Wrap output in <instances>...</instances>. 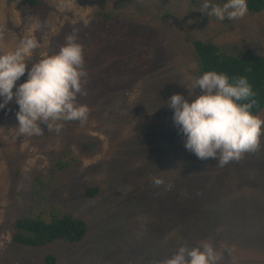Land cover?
<instances>
[{
  "label": "rangeland",
  "instance_id": "obj_1",
  "mask_svg": "<svg viewBox=\"0 0 264 264\" xmlns=\"http://www.w3.org/2000/svg\"><path fill=\"white\" fill-rule=\"evenodd\" d=\"M41 1L40 9L0 0V53L15 47L29 18L43 25L29 68L39 51L54 54L77 28L88 72L87 95L78 102L90 113L72 131L96 144L84 150L44 123L41 135L20 136L15 97L0 110V264H45L49 251L62 264H158L178 244L204 240L221 248L222 264H264V139L224 167L215 158L198 159L166 103L176 93L193 98L184 85L200 73L192 40L264 55V11L221 22L201 10L203 0ZM26 79L27 73L17 85ZM106 81H114L108 98L100 89ZM68 151L78 161L60 170L58 159ZM37 175L45 189H34ZM153 176L165 185L155 186ZM93 184L103 192L88 199L83 187ZM29 204L35 214L57 206L83 217L86 238L40 248L13 244L11 222Z\"/></svg>",
  "mask_w": 264,
  "mask_h": 264
},
{
  "label": "clouds",
  "instance_id": "obj_2",
  "mask_svg": "<svg viewBox=\"0 0 264 264\" xmlns=\"http://www.w3.org/2000/svg\"><path fill=\"white\" fill-rule=\"evenodd\" d=\"M201 10L221 22L236 21L248 14V0H203ZM29 23L31 27L15 47L0 53V110L15 97L19 106V127L15 130L20 136L41 135V123L59 133L65 122H87L90 109L78 102L79 96L87 95L84 85L88 77L79 30L73 28L54 54L39 51L40 59L29 68V60L42 47L35 33L43 27L38 18H29ZM26 73L27 79L17 85ZM184 85L193 98L176 93L166 103L173 110V123L184 136L188 151L201 160L215 158L224 167L260 148L264 118L252 111L257 93L247 76L207 70L195 75L190 85ZM151 180L157 187L166 183L160 176ZM167 187L170 189L172 184ZM223 258L221 248L204 240L195 246L178 244L158 264H222Z\"/></svg>",
  "mask_w": 264,
  "mask_h": 264
},
{
  "label": "trees",
  "instance_id": "obj_3",
  "mask_svg": "<svg viewBox=\"0 0 264 264\" xmlns=\"http://www.w3.org/2000/svg\"><path fill=\"white\" fill-rule=\"evenodd\" d=\"M24 1L28 7H38L40 9L44 7L41 0ZM248 10L255 13L264 11V0H248ZM192 45L198 58L200 73L207 70H216L227 73L229 76H247L257 93L255 97L257 104L252 111L259 115L264 109V55H254L252 53L245 55L241 52L228 53L213 42L201 40H192ZM113 83L114 81H106L100 87L101 93L105 94L107 98V91ZM96 89H98L97 83L96 86L93 85V90ZM107 103L109 104V102ZM113 104H109V109L114 108ZM105 108L107 109V106ZM78 124L79 122H65L62 128L63 135L72 136L80 146H83L84 150L92 151L96 143L90 140V137L85 139L84 136H80L81 132L72 131V127ZM72 133L73 135H71ZM70 153L68 151L67 154L58 159V169H68L78 161ZM16 174H19L18 169H16ZM32 183L35 190L38 187L42 189L46 187V183L38 175L35 176ZM83 192L88 199H93L99 196L103 190L100 184H93L84 186ZM33 211V206L29 204L27 213L16 215V218L11 222V241L13 244L25 248L45 247L58 241L66 244H79L87 236L88 222L73 212L57 206L48 211L46 210V214L43 215L35 214ZM61 261H63L62 258L54 251H49L44 256L45 264H62Z\"/></svg>",
  "mask_w": 264,
  "mask_h": 264
}]
</instances>
